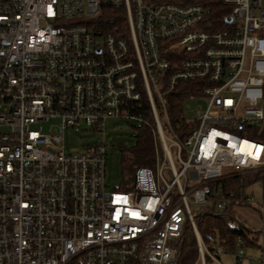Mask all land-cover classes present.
Instances as JSON below:
<instances>
[{
  "label": "built area",
  "instance_id": "2783aa9c",
  "mask_svg": "<svg viewBox=\"0 0 264 264\" xmlns=\"http://www.w3.org/2000/svg\"><path fill=\"white\" fill-rule=\"evenodd\" d=\"M216 1L0 0V264H177L189 223L194 264H223L196 216L255 203L217 182L264 170V140L247 135L264 124V0H220L219 20ZM108 7L124 11L120 32L100 21ZM173 92L195 125L183 136ZM120 117L153 125L155 163L111 190L106 139L68 151L65 131L84 123L106 136ZM52 119L58 130L46 131Z\"/></svg>",
  "mask_w": 264,
  "mask_h": 264
},
{
  "label": "trees",
  "instance_id": "16d2710c",
  "mask_svg": "<svg viewBox=\"0 0 264 264\" xmlns=\"http://www.w3.org/2000/svg\"><path fill=\"white\" fill-rule=\"evenodd\" d=\"M220 0L216 1L215 9L217 12L215 17L219 20L223 17V10L220 7ZM102 25L112 31L120 32L125 27V15L121 8L108 7L100 19ZM167 107L171 121L174 127L181 133V136L188 134L195 125H190L183 116V95L180 92H173L167 95ZM139 105L140 111L149 117L150 122L152 116L149 112L147 99L144 97ZM152 124L139 126L137 143L128 151L132 158L123 162V179L118 189L129 188L132 185L135 171L140 166H154L155 150L154 139L152 134ZM247 135L255 139L264 140V124L253 125L250 130H247ZM264 179V170L246 174H230L225 179H220L217 184L222 185L226 190H232L236 194L244 193L256 180ZM248 205V204H246ZM251 205V204H249ZM235 204H229L225 209L220 210L211 206L207 212L196 216V225L203 243L210 249L218 245L227 246L230 237H238L241 243L256 244L258 242V234H263L264 227L261 231H255L251 227L246 226L239 221L232 209ZM262 249V257L264 259V241L259 245ZM178 260L177 264H194L198 257V238L189 223L180 237L178 244ZM240 261V260H239Z\"/></svg>",
  "mask_w": 264,
  "mask_h": 264
},
{
  "label": "rangeland",
  "instance_id": "374dc122",
  "mask_svg": "<svg viewBox=\"0 0 264 264\" xmlns=\"http://www.w3.org/2000/svg\"><path fill=\"white\" fill-rule=\"evenodd\" d=\"M207 100L201 98L199 100L188 99L187 103L192 106V109L187 110V116H194L195 106L198 103L206 104ZM264 112V100L261 105ZM59 119H52L45 123L46 131L49 130L50 124H54V130H58ZM139 122L127 119L124 117L109 119L105 128L106 136L102 132L95 131L92 127L82 124L80 126L68 127L65 131V142L68 151H80L84 149L87 144L102 142L104 138L107 141V185L108 189L113 190L121 184L123 179V162L125 161L128 151L136 145ZM247 194L253 195L255 203L252 205L236 204L232 209L234 216L246 226L251 227L255 231L263 229L264 218V179L256 180L245 190ZM259 203L262 205L259 206ZM194 212L197 211V206L191 204ZM263 234H258V242L256 244H244L243 255L239 264H259L262 257V249L260 244H263ZM234 240H231L225 247V251L221 255V262L223 264H234L236 258L231 255V248ZM251 259V260H250ZM209 263V261H208ZM201 264V263H197Z\"/></svg>",
  "mask_w": 264,
  "mask_h": 264
},
{
  "label": "bare ground",
  "instance_id": "6f19581e",
  "mask_svg": "<svg viewBox=\"0 0 264 264\" xmlns=\"http://www.w3.org/2000/svg\"><path fill=\"white\" fill-rule=\"evenodd\" d=\"M252 146V144H250L247 141H243L241 147L244 149L250 148Z\"/></svg>",
  "mask_w": 264,
  "mask_h": 264
},
{
  "label": "crops",
  "instance_id": "0c3cea01",
  "mask_svg": "<svg viewBox=\"0 0 264 264\" xmlns=\"http://www.w3.org/2000/svg\"><path fill=\"white\" fill-rule=\"evenodd\" d=\"M259 206L261 207L262 205L259 203ZM263 227H264V218H263ZM232 238H233V236H232ZM231 237H230V240H233ZM231 255H232V253H231Z\"/></svg>",
  "mask_w": 264,
  "mask_h": 264
},
{
  "label": "water",
  "instance_id": "95a60500",
  "mask_svg": "<svg viewBox=\"0 0 264 264\" xmlns=\"http://www.w3.org/2000/svg\"><path fill=\"white\" fill-rule=\"evenodd\" d=\"M228 21L230 20V18L227 19Z\"/></svg>",
  "mask_w": 264,
  "mask_h": 264
}]
</instances>
